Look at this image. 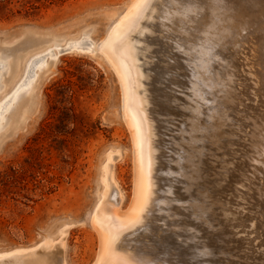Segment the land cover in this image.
Returning <instances> with one entry per match:
<instances>
[{"label": "rangeland", "instance_id": "rangeland-1", "mask_svg": "<svg viewBox=\"0 0 264 264\" xmlns=\"http://www.w3.org/2000/svg\"><path fill=\"white\" fill-rule=\"evenodd\" d=\"M134 1L136 0H0V107L2 106L0 119L4 115L0 121V262L3 261V264H14L17 260L22 264H31L35 261H40L39 264H63L62 262L95 264L101 246L95 222L100 219L101 223L106 225L107 219L101 217V212L105 206L114 209V206L109 204L110 199V201L119 200L121 203L118 204L125 209L134 197L135 153L131 131L124 117L122 86L117 71L103 54L105 43L107 45L115 32L113 30L126 17ZM214 1L217 2V0H191L189 5V0H157L160 3L156 5L154 3L155 11L152 14L149 11V16L142 24L143 32L142 29L140 31L142 34L136 33L132 40L139 54L138 65L141 64L139 67H142V72L144 76L146 75L143 77L142 87L146 93L144 90V93L142 90L141 92L149 101L148 109L154 119L159 149L156 176L158 198L146 214L145 225L140 230L130 232L129 236L123 237L134 245V249L129 252H135L137 256L134 255L135 253L133 255L144 262L152 260L156 263L164 261L170 264L196 262V264H264V166L260 165L264 162V156L260 153L261 145L255 144L264 137L262 136L264 135L262 133L264 132V67L261 51V44L264 43L261 39L264 22L258 20L254 29L248 33L245 27L241 29L239 34H236V36L243 34L237 37L240 40L235 36L232 43L226 35L216 47L211 46V42H216L219 38L210 36L207 37L210 43L207 40L203 41L206 36L202 35L201 30L204 25L208 27L213 20L211 12L215 6ZM229 1H224L226 2L224 4L232 6L233 10L241 6L239 8L241 12L248 11L250 8L245 7L251 3L264 4V0H255V3L254 0L252 2L248 0V5L246 2L245 5L240 4L243 0L234 1L238 4L232 0L228 4ZM253 4L251 5L254 6ZM242 7L244 10L241 9ZM227 10L226 8V12ZM236 11L229 13L235 15ZM226 30L221 34H229L230 28ZM219 37L222 38V35ZM80 41L84 45H79ZM199 42L206 43V46L211 44L208 45L209 50L215 51L209 53L218 56V62L226 61L225 59L226 62L230 61L226 63L227 65L223 61V65H220L221 61L218 64L225 67L226 72L234 71L233 82L234 80L235 82L229 83L236 100L234 104H230L232 107L228 106L229 115L223 114V116L225 109L214 102L217 96L224 95L221 90L224 89L223 85L227 83L228 76L226 72L222 73L223 67L217 66V61H213L211 56L208 62L212 64H207V72H203L206 74H203V79L207 78L213 82L208 80V84H205L206 80H203L201 72L199 73L201 68H196L203 67L204 64L200 63L204 61L208 63L206 56L198 59L199 61L202 59L199 64L196 60L201 51L199 46L202 43ZM221 43L222 45L219 46ZM179 46L184 48L178 50ZM254 46L256 48H253ZM222 47L224 48L220 49ZM195 49L199 53H196ZM144 60L146 61L143 62ZM41 63L43 65L38 69L37 66ZM216 73L222 78L226 75L225 81ZM33 77L35 78L28 84ZM159 79L164 80L163 85ZM217 79L218 82L221 79L220 82L223 83H215ZM216 84H218L217 88ZM22 87L25 89L23 90ZM199 89L203 90L202 95L196 92ZM161 91L166 96L160 97ZM201 97H207V102L201 100ZM161 99H164L163 103ZM191 99L197 103L199 101V104ZM172 100L179 102L176 104L177 107L171 102ZM170 103L174 104V107ZM180 103H183L185 108ZM9 105L11 106L7 110ZM189 107L193 109L191 112ZM194 108L199 110L202 116L196 115L198 112L197 110L195 112ZM185 109L189 111H184ZM5 110L7 112H4ZM169 115L172 120L169 119ZM212 115L223 116L220 122L222 124L225 122V125L222 127L220 118L214 119ZM196 116L199 120H195ZM190 117H194L195 121L191 119L190 123L188 121ZM227 117L229 120L226 122L224 120L228 119ZM257 120H259L257 124H261L259 127L255 123ZM165 123L166 126L169 123L168 126H176V128L167 126L165 130ZM180 124L183 126H179ZM201 124L207 126L204 128L200 126ZM194 125L199 131L202 129L201 133L208 131L207 133L210 134L200 135L199 131L192 129L191 126ZM217 129L222 136L220 141L213 143L208 139L209 143H207V137L211 139V133L217 132ZM179 130H184V133ZM257 131L262 137H259ZM192 136L202 139L206 137V141L203 140L204 143L199 138V142L202 143H197L198 141L194 143ZM169 137L174 139L171 140ZM181 140H185L183 145L179 143ZM201 144L202 146L206 144V147L202 149L204 152L198 153L197 149L201 148ZM256 147H259V152ZM175 149H178L175 151L178 156H174ZM205 152H208L207 156ZM189 154L197 155L198 162L202 160L200 166L203 167L202 170L205 169L203 174H197L195 170L197 168H193V164L190 163L192 160L188 159ZM259 155H262L261 159H258ZM172 158L174 160H171ZM169 161L173 162L169 164ZM176 161L178 165L179 162L183 164L185 162L186 173L183 172L185 179L175 175L177 172L183 175L179 166L174 165L177 164ZM165 170L170 173L168 171L166 173ZM192 173L193 177L196 173L204 178L196 176L194 180H188V176ZM171 177L173 182L170 181ZM112 178L118 185L114 188L115 192L109 195L114 190H110ZM170 184H173V193H170ZM257 187L259 188L256 189ZM257 190L261 193L259 194ZM121 194L124 196L123 202ZM157 200L171 201V205L164 206L166 209L164 214L159 213L157 206L163 207V205L158 204L161 202ZM211 204L212 211L207 212ZM202 216L206 220H202ZM207 222L211 223L208 225ZM119 243L122 245V241ZM120 245L118 248L126 251V248ZM108 252L105 258L106 264L120 256L110 249ZM112 253L117 257L110 256Z\"/></svg>", "mask_w": 264, "mask_h": 264}, {"label": "bare ground", "instance_id": "bare-ground-1", "mask_svg": "<svg viewBox=\"0 0 264 264\" xmlns=\"http://www.w3.org/2000/svg\"><path fill=\"white\" fill-rule=\"evenodd\" d=\"M186 1H188V0H186ZM203 1V0H202ZM210 1V0H209ZM222 1V2H221ZM224 1H227V0H224ZM223 0H220V1H218L217 0V2L215 3V1H214V4H215V6H214V8H213V12H211V18H213V20H212V22H210L211 24L207 27V26H203L202 27V30L201 31H203V33H202V35H205L206 36V38H205V40L204 39H202L203 41H208V38L210 37V36H213V38L215 37L216 39L217 38H219L218 39V41H214V42H211V46H215L216 47V44H218L219 42H221V40H223V38L227 35L228 37H226V38H229L230 40H231V42L235 39V36H236V34H239V32H240V30L241 29H243L244 27L247 29V33L248 32H251V30L252 29H254V27H255V23L258 21V20H261V21H263L264 22V4H259V2H257L258 4L256 5V1L254 0H251V2L253 1L254 3H255V5L253 4V3H251V4H253L254 6H252L251 4H249L248 2V0L246 1H242L240 4H244L245 5V2L247 3V5L249 4V6H247V7H245V8H247L248 9V7L250 8L248 11H244V12H241L240 11V7L241 6H239V8L237 7L238 5H234L235 7H237V9L236 10H238V12L236 11V10H233V9H231V7H229L230 5H225L224 3H226V2H224ZM229 1V0H228ZM233 2L235 1V2H237V0H232ZM239 1V0H238ZM262 1V0H261ZM165 2V1H164ZM172 2V1H171ZM189 2H190V4H189ZM189 2H188V4L189 5H191V0H189ZM198 2V1H197ZM200 2V1H199ZM230 2H231V0L229 1V3L228 4H230ZM232 2V3H233ZM234 2V3H235ZM154 3H155V5H156V3L157 4H159L158 2H157V0H136V1H134L132 4H131V6H130V8L128 9V12H127V15H126V17L120 22V24H118L116 27H115V29L113 30V31H115V32H113V35H112V37H111V39L109 40V42L107 43V45H106V43H105V46H104V53L103 54H105V56L107 57H105L106 59H108L109 60V62L111 63V65L115 68V70L117 71V73H118V76H119V79H120V83H121V86H122V93H123V98H124V117H125V120H126V122H127V124H128V127H129V129H130V131H131V135H132V139H133V144H134V153H135V165H136V172H135V192H134V197L131 199V201H130V204L125 208V209H123V207H122V205H119L121 202H119V200L117 201L116 199L113 201H110L111 199H110V197H108L110 200H109V204L113 207L114 206V209H111V208H109V206H105V208L103 209V211L101 212V217H103V218H105V219H107L106 220V225H104V224H102L101 223V221H100V219H99V217H98V219L99 220H97L98 222H95V229L97 230V232H98V234H99V236H100V240H101V246H100V252H99V257H98V260H97V262L95 263V264H106V262H105V258H106V254H107V252L109 251V249L110 250H112L114 253H116V254H119L118 256L119 257H117V256H115V254L114 253H112L110 256H114V257H117V258H115L112 262L110 261L108 264H158V263H160L159 261H158V263H156V262H154V261H152L151 260V262H148L147 260H146V262H148V263H146V262H144V261H142V259L141 258H139V259H141V260H139V259H137L134 255H136V253L134 254L133 252L132 253H130L129 252V250H132V249H134V245H132L131 243H130V241L129 240H125L124 238V236H126V235H128L130 232H133V231H137V230H140L141 228H142V226L143 225H145L144 224V222L146 221V214L147 213H149V211L152 209V203L153 202H155L156 201V199L158 198L157 197V194H156V188H157V183H156V176H157V167H158V162H157V159H158V157H157V154H158V152H159V149H158V145H157V140H156V137H157V135H156V129H155V126H154V119L152 118V114H151V112L149 111V109H148V106H149V101H148V99L146 98V96L145 95H143L142 94V92H143V90H142V87L144 86L143 85V77H146V75L144 76V74H143V72H142V67L140 68L139 67V65H141L140 63H139V65H138V57H137V55H139V54H137V52H136V46H135V44L134 43H132V40L134 39L133 37H134V35L136 34V33H139L140 31H141V29H142V24H143V22H145V20L147 19V17L149 16L148 15V13H149V11H150V13L152 14L154 11H155V9L156 8H154ZM166 3V2H165ZM168 3V2H167ZM233 3V4H234ZM263 3V2H262ZM173 4V3H172ZM176 4V3H175ZM184 4V3H183ZM193 4H195V3H193ZM213 4V5H214ZM235 4H238V3H235ZM163 5V4H162ZM169 5V4H168ZM197 5V4H196ZM251 5V6H250ZM167 6V5H166ZM193 6V5H192ZM165 7V6H164ZM168 7V6H167ZM173 7V6H172ZM172 7L170 8V9H172ZM176 7V6H175ZM194 7V6H193ZM198 7H199V5H198ZM201 7V6H200ZM212 7V6H211ZM205 8H207V7H205ZM219 8H220V10H219ZM226 8L228 9L227 11L228 12H226ZM191 9V8H190ZM194 9V8H193ZM193 9H192V11L191 12H193ZM204 9V8H203ZM241 9H243V7L241 8ZM247 9H245V10H247ZM175 10V9H174ZM199 10V9H198ZM244 10V9H243ZM187 11V10H186ZM189 11V10H188ZM196 11H197V8H196ZM207 11V10H206ZM210 11H211V9H210ZM232 11H236L237 13H235V15H230V13L232 12ZM190 12V11H189ZM200 12H203V11H200ZM207 12H209V11H207ZM230 12V13H229ZM167 13V12H166ZM194 13H196V12H194ZM194 13H192V14H194ZM165 14V13H164ZM171 14H173V13H171ZM210 14V13H209ZM156 15V14H155ZM185 15V14H184ZM200 16V15H199ZM228 16H230L229 18H228ZM151 17V16H150ZM154 17V16H153ZM165 16L163 15L162 16V18H164ZM190 17V16H189ZM197 19V18H196ZM233 19H235V20H233ZM153 20H155L154 18H153ZM169 20H171V19H169ZM150 21V20H149ZM152 21V20H151ZM202 21V20H201ZM208 21V20H207ZM237 21V22H236ZM148 22V21H147ZM156 22V21H155ZM159 22V21H158ZM173 22V21H172ZM181 22V21H180ZM184 22V21H183ZM193 22V21H192ZM209 22V21H208ZM174 23V22H173ZM207 23V22H206ZM206 23H204V24H206ZM176 24V23H175ZM183 24V23H182ZM161 25V24H160ZM159 25V26H160ZM168 25V24H167ZM174 25V24H173ZM178 25V24H177ZM188 25V24H187ZM257 25V24H256ZM165 26V25H164ZM189 26V25H188ZM227 26V27H226ZM169 28V27H168ZM201 28V27H200ZM228 28H230V31H229V34H221L223 31L225 32V30L226 29H228ZM257 29V28H256ZM259 30V29H258ZM196 31V30H195ZM256 31V30H255ZM142 32H143V29H142ZM142 32H140L141 34H142ZM151 32V31H150ZM186 32V31H185ZM238 32V33H237ZM226 33H228V30H226ZM253 33H254V31H253ZM146 35H148V33H145ZM173 34V33H172ZM180 34V33H179ZM111 35V34H110ZM145 35V36H146ZM167 35V34H166ZM170 35V34H169ZM222 35V38H220L219 36H221ZM144 36V37H145ZM148 36H151V35H148ZM191 36V35H190ZM198 36V35H197ZM204 36V37H205ZM238 36H240V35H237L236 36V38L238 37ZM241 36H243V34L241 35ZM240 36V37H241ZM109 37V36H108ZM138 37V36H137ZM203 37V36H202ZM208 37V38H207ZM231 37V38H230ZM252 37V36H251ZM142 38V37H141ZM187 38V37H186ZM109 38H107V40H108ZM190 39V38H189ZM229 39H226V40H229ZM237 39H239L240 40V38H237ZM243 39V38H242ZM261 39L263 40V42H264V28L262 29V33H261ZM176 40V39H175ZM174 40V41H175ZM179 40H183V39H179ZM197 40V39H196ZM238 40V41H239ZM244 40V39H243ZM177 41V40H176ZM246 41V40H245ZM80 42H81V44H80ZM79 42V45H82L83 43H82V41H80ZM107 42V41H106ZM209 42V41H208ZM207 42V43H208ZM209 42V43H210ZM231 42H230V44H231ZM234 42V41H233ZM232 42V43H233ZM236 42V41H235ZM259 42V41H258ZM257 42V43H258ZM262 42V43H263ZM75 43V42H74ZM78 43V42H77ZM195 43H197V42H195ZM199 43H202V42H199ZM261 43V42H260ZM73 44V43H72ZM206 43H202L201 44V46H199V48H200V56L199 57H197L196 58V60H197V62H198V64H199V62H201L202 61V59L199 61L198 59L201 57V56H206V59H208V58H210L211 56H212V60L213 61H217V58H218V56H216L215 54H212V55H210V51H211V53L212 52H214V51H212V50H209V46L207 45H205ZM252 44V43H251ZM84 45V44H83ZM222 45V43L219 45V46H221ZM233 45V44H232ZM237 45V44H236ZM236 45H235V47H236ZM239 45H241V44H239ZM218 46V45H217ZM225 46H226V44H225ZM230 46V45H229ZM234 46V45H233ZM232 46V47H233ZM252 46V45H251ZM81 47V46H80ZM234 47V48H235ZM248 47V46H247ZM174 48V47H173ZM183 49L182 47H178V50H180V49ZM218 48V47H217ZM224 47H222V48H220V49H223ZM253 48H256L255 46L253 47ZM76 49V48H75ZM149 49V48H148ZM211 49V48H210ZM214 49H216V48H214ZM228 49V48H227ZM151 50V49H150ZM185 50V49H184ZM196 50V49H195ZM217 50V49H216ZM219 50V49H218ZM141 51V50H140ZM152 51V50H151ZM150 51V52H151ZM154 51V50H153ZM183 51V50H182ZM220 51H222V50H220ZM228 51V50H227ZM237 51V50H236ZM261 51H262V63H263V67H264V43L263 44H261ZM172 52V51H171ZM185 52V51H184ZM183 52V53H184ZM193 52V51H192ZM196 53L198 52L197 50L195 51ZM233 52V51H232ZM144 53V52H143ZM146 53H148V52H145V54ZM152 53V52H151ZM174 53V52H173ZM177 53V52H176ZM182 53V54H183ZM199 53V52H198ZM203 53V54H202ZM218 53H220V52H218ZM142 54V53H141ZM180 54V53H179ZM221 55H222V53H220ZM219 54V55H220ZM225 54H227V53H225ZM224 54V55H225ZM188 55V54H187ZM187 55H185V56H187ZM196 55V54H195ZM198 55V54H197ZM218 55V54H217ZM238 55V54H237ZM141 56V55H140ZM145 56V55H144ZM142 57V56H141ZM172 57V56H171ZM221 57H223V56H221ZM146 58V57H145ZM144 58V59H145ZM187 58V57H186ZM205 58V57H204ZM233 58H234V56H233ZM248 58V57H247ZM221 59V58H220ZM232 59V58H231ZM231 59H229V60H231ZM40 60V59H39ZM43 60V59H42ZM154 60H156V59H154ZM172 60V59H171ZM188 60V59H187ZM186 60V61H187ZM205 60V59H204ZM226 61H227V59H225ZM146 60H144L143 62H145ZM185 61V62H186ZM207 62L209 61V59L208 60H206ZM212 61V62H213ZM221 61V60H220ZM219 61V62H220ZM223 62H225L224 64L225 65H227L226 63H228V62H230V61H228V62H226V61H224V60H222ZM222 61H221V64L220 65H223V63H222ZM246 61V60H245ZM41 62H44V61H41ZM142 62V63H143ZM219 62L217 61V66H219L218 64H219ZM248 62V61H247ZM211 63V62H210ZM209 62L208 63H206L205 61L203 62V63H200V64H204V65H202L203 67H199V66H197L196 68L197 69H199V68H201L200 69V71H199V73L201 72V77H202V79H203V76L204 75H206L205 73H203V72H207V64H210ZM245 63V62H244ZM187 64H189V63H187ZM205 64H206V66H205ZM212 64V63H211ZM33 65V64H32ZM43 64L41 63V64H39L38 66H37V68L39 69L41 66H42ZM147 65V64H146ZM194 65H195V63H194ZM35 66V65H34ZM145 66V65H144ZM149 66V65H148ZM213 66V65H212ZM212 66H210V67H212ZM228 66H230V65H228ZM32 67V66H31ZM146 67V66H145ZM192 67V66H191ZM194 67V66H193ZM216 67V66H215ZM214 67V68H215ZM219 67H221V66H219ZM223 67V66H222ZM221 67V68H222ZM253 67V66H252ZM217 68V67H216ZM221 68H220V70H221ZM231 69H232V67H230ZM230 68H228L229 70H230ZM31 69V68H30ZM143 69H144V67H143ZM188 69V68H187ZM208 69H209V67H208ZM223 69L224 70H222V71H224V72H222V73H224L225 74V72L227 71V69L225 70V67H223ZM239 69V68H238ZM196 70V69H195ZM210 70H211V68H210ZM197 71V70H196ZM158 72V71H157ZM193 72V71H192ZM210 72H212V70L210 71ZM209 72V73H210ZM219 73H221L220 71H218ZM237 72V71H236ZM215 73V72H214ZM219 73H216V75H219ZM233 73V74H232ZM240 73V72H239ZM29 74V73H28ZM35 74H36V72H35ZM197 74H198V72H197ZM197 74H196V76H197ZM204 74V75H203ZM223 74V75H224ZM226 74H227V76L226 75H224L223 76V78L219 75V78H221L223 81H225L224 80V78H226L227 77V79H228V81H227V83H224L225 85H223L224 86V89H225V91H223L224 89H223V87H222V89L223 90H221L222 92H223V96L221 97V96H217V98H215V100H214V102L215 103H217L216 105H219V107L221 108L222 107V109L224 108L225 110L223 111L222 109V111H223V113H222V115L224 114V115H229V112H228V109L230 108H228V106H231L232 104H234L235 102V95H233V94H235V93H233V89L232 88H230V83L231 82H233V76H234V71H232L231 72V70L230 71H228V72H226ZM247 74V73H246ZM161 74H159V76H160ZM185 75V74H184ZM262 75V74H261ZM193 76V75H192ZM195 76V77H196ZM198 76H199V74H198ZM197 76V77H198ZM212 76V75H211ZM214 76V75H213ZM35 77H36V75H35ZM35 77H33V78H31L30 80H29V82H28V84H30V82L35 78ZM163 77H165V76H163ZM191 77V76H190ZM195 77H193V78H195ZM206 77H208V76H206ZM251 77V76H250ZM249 77V78H250ZM185 78V77H184ZM199 78V77H198ZM198 78H196V80L198 79ZM205 78V77H204ZM209 78V77H208ZM210 78H213V77H210ZM217 78V77H216ZM238 78H240V77H238ZM162 79V78H161ZM182 79V78H181ZM221 79H220V81H221ZM236 79V78H235ZM242 79H244V78H242ZM27 80V79H26ZM148 80V79H147ZM147 80H145L146 82H148ZM160 80V79H159ZM175 80V79H174ZM194 80V79H193ZM203 80H206V81H204V82H207L208 80L209 81H212L213 82V80H210V79H208L207 80V78L206 79H203ZM245 80V79H244ZM160 81H162V80H160ZM164 81V80H163ZM160 82V83H162V85L164 84V82ZM215 81V80H214ZM219 81V82H220ZM191 82V81H190ZM201 82V81H200ZM203 82V81H202ZM218 82V79H217V82H215V83H219ZM230 82V83H229ZM234 82H235V80H234ZM233 82V83H234ZM25 83V82H24ZM168 83V82H167ZM182 83V82H181ZM220 83H223V82H220ZM28 84H27V86H28ZM189 84H192V83H189ZM205 84H208V82L207 83H205ZM214 84V83H213ZM221 86H222V84H220ZM232 85V84H231ZM261 85H262V83H261ZM192 86V85H191ZM216 86V88H217V86H218V84H216L215 85ZM215 86H213V87H215ZM238 86V85H237ZM25 87V86H24ZM24 87H22L23 88V90L25 89ZM172 87V86H171ZM170 87V88H171ZM198 87H204V86H198ZM208 87V86H207ZM232 87V86H231ZM233 87H235V86H233ZM161 88V87H160ZM160 88L158 89V90H160ZM183 89H184V87H182ZM192 89H193V87H191ZM246 88V87H245ZM194 89H196V88H194ZM213 89V88H212ZM219 89V88H218ZM22 90V91H23ZM141 90H142V92H141ZM189 90H191V89H189ZM206 90V89H205ZM210 90V89H209ZM260 90V89H259ZM183 91V90H182ZM194 91V90H193ZM213 91H215V90H213ZM144 92L146 93V91L144 90ZM143 92V93H144ZM165 91L163 90V93H164ZM180 92V91H179ZM185 92V91H184ZM196 92L197 93H201V95L204 93L203 92V90H201V89H199V90H196ZM205 92H207V91H205ZM216 92V91H215ZM160 93V92H159ZM161 93H162V91H161ZM163 93L162 94H160V97H161V95H163ZM195 93V92H194ZM194 93H193V95L192 96H194ZM214 93V92H213ZM220 93V92H219ZM165 94V93H164ZM180 94V93H179ZM182 94V93H181ZM218 94V93H217ZM237 94V93H236ZM182 95H184V94H182ZM187 95V94H186ZM189 95V94H188ZM211 95H213V94H211ZM219 95V94H218ZM163 96H166V95H163ZM190 96V95H189ZM192 96H191V98H192ZM198 96V95H197ZM205 96V95H204ZM214 96V95H213ZM239 96V95H238ZM15 97V96H14ZM13 97V99H16L17 97H18V95H16V98H14ZM159 97V96H158ZM158 97H157V100H158ZM160 97H159V99H160ZM252 98H253V96H251ZM172 98V97H171ZM186 99H188V97L186 98ZM206 99H207V97H205V98H203V97H201V100H203V101H206ZM209 99H212V98H210L209 97ZM249 99V98H248ZM256 99V98H255ZM263 99V98H262ZM157 100H155V101H157ZM173 100H174V98H173ZM171 101L172 103H175V106H176V104H179V102H174V101ZM178 100V99H177ZM176 100V101H177ZM190 100V99H189ZM192 100V99H191ZM264 100V99H263ZM15 101V100H14ZM162 101H164V99H161V102ZM179 101H180V99H179ZM193 101V100H192ZM211 101H213V100H211ZM256 101H258V100H256ZM158 102H160V101H158ZM160 102V103H161ZM189 102V101H188ZM191 102V101H190ZM194 102V101H193ZM196 102V101H195ZM194 102V103H195ZM207 102V101H206ZM163 103V102H162ZM165 103V102H164ZM197 103V102H196ZM202 103V102H201ZM201 103H200V105H201ZM219 103V104H218ZM256 103V102H255ZM171 104V103H170ZM180 104H182V107H184L185 105L183 104V103H180ZM197 104H199V101H198V103ZM202 104H205V103H202ZM207 104V103H206ZM231 104V105H230ZM253 105H255L254 103H252ZM251 104V105H252ZM172 105V107H174L173 105L174 104H171ZM184 105V106H183ZM200 105H198V106H200ZM208 105V104H207ZM216 105H214V106H216ZM11 105H9V106H7V110L9 109V107H10ZM213 106V107H214ZM236 106V105H235ZM171 107V106H170ZM177 107V106H176ZM191 107H192V105H191ZM196 107V106H195ZM203 107H205L206 108V106H203ZM232 107V106H231ZM1 108H2V106L0 107V113H1ZM4 108V107H3ZM179 108V107H178ZM181 108V107H180ZM185 108V107H184ZM190 108V107H189ZM199 108V107H198ZM204 108V110H206ZM208 108V107H207ZM219 108V109H220ZM239 108V107H238ZM243 108V107H242ZM5 109V108H4ZM3 109V110H4ZM183 109V108H182ZM191 109L192 108H190V111L188 110V109H185L184 111H189V112H191ZM195 109V112H196V108H194ZM199 109H201V108H199ZM211 109H212V107H211ZM213 109H215V108H213ZM7 110H5L4 112H7ZM168 110H171V109H168ZM193 110V109H192ZM249 111H251V109H248ZM201 111V110H200ZM216 111H219L220 112V110H216ZM216 111H215V113H216ZM221 111V112H222ZM183 112V111H182ZM194 112V111H193ZM192 112V113H193ZM197 114L196 115H200V116H202L200 113H199V110H197ZM208 112V111H207ZM211 112H212V110H211ZM220 112V113H221ZM231 112V111H230ZM256 112V111H255ZM188 113V112H187ZM206 113V112H205ZM205 113H202L203 115H207V114H205ZM209 113V112H208ZM215 113H213L214 115H215ZM240 113V112H239ZM248 113V112H247ZM251 113V112H250ZM261 112H259V114H260ZM6 114V113H5ZM170 114V113H169ZM216 114H218V113H216ZM232 114V113H231ZM244 114V113H243ZM254 115L256 114V113H253ZM259 114H257V116L259 115ZM3 115V114H2ZM214 115H212L213 117L212 118H214V119H218V118H220V120H219V122L220 121H222L221 119L223 118V116H221L220 115V117H218V115H216V116H214ZM252 115V114H251ZM159 116V115H158ZM184 116V115H183ZM198 116H196V119L195 120H199V117ZM238 116V115H237ZM241 116V115H240ZM247 116H249V115H247ZM261 116H262V114H261ZM168 117V116H167ZM172 117V116H171ZM185 117V116H184ZM198 117V118H197ZM207 117V116H206ZM252 117V116H251ZM4 118V115H3V117H1V119H0V121H2V119ZM163 118V117H162ZM161 118V119H162ZM208 118V117H207ZM228 118V117H227ZM232 118H233V116H232ZM165 119V118H164ZM169 119H170V115H169ZM173 118H171L170 120H172ZM185 119V118H184ZM184 119H182V120H184ZM190 120H188L190 123H191V119L193 120V121H195L194 120V117H190L189 118ZM211 119V118H210ZM210 119H208L209 121H210ZM247 119H248V117H247ZM253 119V118H252ZM258 119V118H257ZM178 120V119H177ZM229 120V118L228 119H225L224 121H228ZM235 120H237V119H235ZM246 120V119H245ZM244 120V121H245ZM260 120V119H259ZM259 120H257L255 123L257 124V122H259ZM169 121V120H168ZM192 121V122H193ZM232 121V120H231ZM230 121V122H231ZM254 121V120H253ZM252 121V122H253ZM171 122V121H170ZM172 122H174V121H172ZM205 122V121H204ZM207 122V121H206ZM219 122H217V123H219ZM261 122H263V121H261ZM260 122V123H261ZM198 123V122H197ZM221 123V122H220ZM245 123V122H244ZM247 124H248V122H246ZM164 124V123H163ZM169 124V123H168ZM168 124H167V126H168ZM175 124V123H174ZM185 124V123H184ZM208 124V123H207ZM222 124V123H221ZM264 124V123H263ZM223 125H225V122H224V124H222V127H223ZM227 125H228V123H227ZM226 125V126H227ZM255 125V124H254ZM253 125V126H254ZM258 125V127L261 125H259V124H257ZM165 130H166V123H165ZM179 126H183V124L181 125H179ZM200 126H202V127H204V126H207V125H200ZM216 125H214V127H215ZM245 126H248V125H245ZM264 126V125H263ZM263 126H261V131H263L262 130V127ZM168 127H170V126H168ZM192 127V129H194V131H199V128L198 129H196L195 127V125L194 126H191ZM213 127V126H212ZM212 127H210V128H212ZM225 127V126H224ZM256 127V126H255ZM255 127H253V128H255ZM170 128H176V126L175 127H170ZM205 128V127H204ZM207 128V127H206ZM210 128H208V129H210ZM216 128V127H215ZM219 128V127H218ZM229 128V127H228ZM235 128V127H234ZM250 128V127H249ZM248 128V129H249ZM214 129V128H213ZM220 129V128H219ZM252 129V128H251ZM256 129V128H255ZM168 130H170V129H168ZM201 131H202V129H200ZM224 130V129H223ZM227 130H229V129H227ZM253 130V129H252ZM171 131V130H170ZM175 131V130H174ZM179 131H182V130H179ZM193 131V130H192ZM191 131V132H192ZM201 131H199L200 132V135H203V134H210V133H207L208 131L205 129V131H207L206 133H204V132H202L201 133ZM214 131H216V129L214 130ZM255 131V130H254ZM260 131V130H259ZM259 131H257V133L259 134ZM165 132H167V131H165ZM172 132H173V129H172ZM183 133H184V130L182 131ZM190 132V133H191ZM198 132V133H199ZM211 132V131H210ZM239 132V131H238ZM245 132H246V130H245ZM244 132V133H245ZM256 132V131H255ZM167 133H170V132H167ZM167 133H164V134H166V135H168ZM263 134H264V132H262ZM192 134H193V132H192ZM191 134V135H192ZM251 134V133H250ZM175 135V134H174ZM181 135V134H180ZM189 135V134H188ZM172 136V135H171ZM194 136V135H193ZM193 136H192V138L191 139H193V141H194V143L195 142H197V143H202L201 141L199 142V140L200 139H202V138H200V137H194L193 138ZM244 136V135H243ZM251 136V135H250ZM249 136V137H250ZM262 136H264V135H262ZM260 134H259V137H262ZM179 137V136H178ZM181 138H182V135L180 136ZM183 137H185V136H183ZM206 137H207V135H206ZM206 137L204 138L203 137V139H202V141L203 140H205L206 139ZM247 137V136H246ZM258 136H256V138H259ZM170 138V137H169ZM200 138V139H199ZM222 138V136L218 133V129H217V132H213V134L211 133V139H210V137H207V139L206 140H211L213 143H215L217 140H219L220 141V139ZM238 138V137H237ZM236 138V139H237ZM248 138V137H247ZM171 140L172 139H174V138H170ZM183 139V138H182ZM225 139V138H224ZM177 140H179V139H177ZM187 140H190L189 138H187ZM205 140V141H206ZM209 140H208V142L207 143H209ZM246 140V139H245ZM182 141H183V143H182ZM185 140H181V142H179V143H181L182 145L185 143L184 142ZM192 141V140H191ZM223 140H221V142H222ZM243 141V140H242ZM249 141V140H248ZM170 142H172V141H170ZM204 142V141H203ZM260 142H264V137H262V140L261 139H259V141H257V142H255V144H257L256 146H259V145H261V154L264 156V143L263 144H261ZM167 143V142H166ZM173 143H174V141H173ZM172 143V144H173ZM205 143V142H204ZM222 143H224V142H222ZM246 143V142H245ZM174 144H176L177 145V143H174ZM212 144V143H211ZM167 145V144H166ZM169 145V144H168ZM181 145V146H182ZM192 145V144H191ZM208 145V144H207ZM177 146H180V145H177ZM177 146H174V148L175 147H177ZM185 146V145H184ZM204 146L206 147V144H204ZM204 146H202V144H201V148L200 149H197L198 150V153H200V152H204V151H202V149L204 150ZM214 146V145H213ZM251 146V145H250ZM249 146V147H250ZM200 146H198V148H199ZM203 147V148H202ZM208 147V146H207ZM160 148V147H159ZM178 148V147H177ZM184 149H185V147H183ZM213 148V147H212ZM223 148V147H222ZM216 149V148H215ZM214 149V150H215ZM255 149H257V151L259 150V147L257 148H255ZM178 150V149H177ZM176 149L174 150V152L175 151H177ZM182 150V149H181ZM207 150H209V149H207ZM219 150V149H218ZM183 151V150H182ZM187 151V150H186ZM186 151H184V152H186ZM206 151V150H205ZM217 151V150H216ZM243 151V150H242ZM173 152V153H174ZM208 152H210L211 153V151H208ZM208 152H205L206 153V156H207V153ZM259 152V151H258ZM170 153H172L171 151H170ZM189 153H191V152H189ZM215 153V152H214ZM213 153V154H214ZM257 153V152H256ZM160 154V153H159ZM187 154V153H186ZM185 154V155H186ZM204 154V153H203ZM202 154V155H203ZM170 155V154H169ZM175 155H177L176 154V152L174 153V156ZM180 155V154H179ZM183 155H184V153H183ZM194 155H196V154H194ZM238 155V154H237ZM241 155V154H240ZM262 155H259L258 156V159L262 156ZM178 156V155H177ZM180 156H182V155H180ZM249 156V155H248ZM160 157V156H159ZM188 159H190V160H192L190 163H191V165L193 164V168H197V169H195L196 170V172H197V174H203V171L205 170V169H201V168H203L202 166H200V164H202V160L200 161V162H198V160H196V157H197V155L196 156H192V154H189L188 155ZM202 157V156H201ZM251 157V156H250ZM182 158V157H181ZM198 158H200L199 156H198ZM212 158V157H211ZM210 158V159H211ZM238 158V157H237ZM264 158V157H263ZM185 159V158H184ZM187 159V160H188ZM200 159H202V158H200ZM261 159V158H260ZM114 160V159H113ZM171 160H174L173 158L171 159ZM179 160V159H178ZM182 160V159H181ZM189 160V161H190ZM252 160H255V159H252ZM164 161V160H163ZM166 161V160H165ZM222 161V160H221ZM256 161V160H255ZM171 162H173V161H169V164L171 163ZM175 162V161H174ZM177 162V161H176ZM181 162H183V161H181ZM254 162V161H253ZM204 163V162H203ZM258 162H256V164H257ZM261 163H263L264 164V162H261ZM260 163V165L261 166H264V165H262ZM206 164V163H205ZM226 164V163H225ZM255 163L253 164L254 165V167H256L255 165H256ZM259 164V163H258ZM174 165H177V166H179V170H181L182 172V174H183V172H185V170H186V168H185V162H184V164L183 163H180L179 162V165H178V162H177V164H174ZM171 166V165H170ZM206 166V165H205ZM217 166V165H216ZM229 166V165H228ZM231 167V166H230ZM258 167H260L259 165H258ZM189 168V167H188ZM262 168V167H261ZM172 169V168H171ZM227 169V168H226ZM169 170V169H168ZM168 170H165V172L166 171H168ZM175 170V169H174ZM193 170V169H192ZM195 170H193V172H195ZM218 170V169H217ZM252 170V169H251ZM264 170V169H263ZM173 171V170H172ZM176 171V170H175ZM169 172V171H168ZM188 172V171H187ZM192 172V171H191ZM228 172V171H227ZM226 172V173H227ZM258 172V171H257ZM264 172V171H263ZM167 173V172H166ZM165 173V174H166ZM170 173V172H169ZM186 173V172H185ZM185 173L183 174V175H181L179 172H177L176 174L175 173H172V174H175V175H178V177H182V178H184L185 179ZM225 173V172H224ZM229 173V172H228ZM261 173V172H260ZM160 174V173H159ZM187 174H190V173H187ZM207 174V173H206ZM168 175V174H167ZM205 175V174H204ZM203 175V176H204ZM263 175V174H262ZM159 176V175H158ZM161 176V175H160ZM163 176V175H162ZM196 176H198V177H200L199 175H196V173H195V176L194 177H196ZM264 176V175H263ZM112 177V176H111ZM193 177V173H192V175H189L188 176V180H194L195 178ZM197 177V178H198ZM162 178V177H161ZM172 178V177H171ZM176 178H177V176H176ZM190 178V179H189ZM200 178H204V177H200ZM255 178V177H254ZM167 180V179H166ZM170 180V179H169ZM173 180V178L170 180V181H172ZM175 180V179H174ZM180 180H182L181 178H180ZM186 180H187V178H186ZM197 180V179H196ZM198 180H200V179H198ZM165 181V180H164ZM169 181V182H170ZM183 181V180H182ZM112 182V183H111ZM158 182V181H157ZM173 182V181H172ZM166 183H168V182H166ZM165 183V184H166ZM171 183V182H170ZM194 183V182H193ZM259 183V182H258ZM164 184V185H165ZM117 185L118 184H115L114 183V180H113V178L111 179V181H110V190H113L115 187H117ZM255 185V184H254ZM167 187H169L168 185H166ZM188 186V185H187ZM253 186V185H252ZM261 186V185H260ZM248 187V186H247ZM173 184H170V187H169V189L171 190L170 191V193H173L172 191H173ZM176 188V187H175ZM238 188V187H237ZM259 187H257L256 189H258ZM236 189V188H235ZM255 189V188H254ZM115 190L116 189H114L113 191H111V194H109V195H112V192L114 193L115 192ZM245 190V189H244ZM243 190V191H244ZM167 191V190H166ZM236 192L238 191V190H235ZM258 191V193L260 194L261 192H259V190H257ZM165 192V191H164ZM157 193H159V192H157ZM163 193V192H162ZM238 193H239V191H238ZM237 193V194H238ZM164 194V193H163ZM242 194V193H241ZM240 194V195H241ZM264 194V193H263ZM120 195V194H119ZM167 195H168V193H167ZM170 196V195H169ZM242 196V195H241ZM264 196V195H263ZM111 197H113V196H111ZM173 197V196H172ZM261 197H262V195H261ZM120 198V197H119ZM118 198V199H119ZM163 198V197H162ZM167 198V197H166ZM170 198H171V196H170ZM170 198H168V199H170ZM242 198V197H241ZM240 198V199H241ZM259 199V198H258ZM123 200H124V196H123V194H121V201L123 202ZM171 200V199H170ZM170 200H168V201H166V202H163V201H161V200H157V201H160L161 203H159L158 202V204H160V205H163V207L164 206H166L167 204L169 205H171V201ZM175 200V199H174ZM179 200H181V199H179ZM183 200V199H182ZM181 200V201H182ZM236 200V199H235ZM260 200V199H259ZM116 201H117V204H116ZM207 201V200H206ZM216 201V200H215ZM214 201V202H215ZM253 201V200H252ZM106 202H107V200H106ZM118 202H119V204H118ZM184 202H185V200H184ZM213 202V201H212ZM246 202V201H245ZM255 202V201H254ZM262 202V201H261ZM219 203V202H218ZM154 204V203H153ZM183 205H185L184 203H182ZM191 204V203H190ZM189 204V205H190ZM228 204V203H227ZM180 205V204H179ZM182 205V206H183ZM189 205L187 206V207H189ZM192 205V204H191ZM215 204L213 203V206H214ZM155 206H156V204H155ZM186 206V205H185ZM162 206H160L159 207V205L157 206V208H159V213L161 214V212H163L162 214H164L165 213V211H166V209H165V207L163 208ZM205 207V206H204ZM103 208V207H102ZM101 208V209H102ZM182 208V207H181ZM206 208V207H205ZM204 208V209H205ZM211 208H212V204L208 207V210H207V212H209V210H211ZM248 208V207H247ZM182 209H185V208H182ZM192 209V208H191ZM193 209H196V208H193ZM197 209H198V207H197ZM196 209V210H197ZM203 209V210H204ZM149 210V211H148ZM195 210V211H196ZM205 212H206V210H204ZM212 211V210H211ZM210 211V212H211ZM167 212H168V210H167ZM194 213V212H193ZM246 213V212H245ZM168 214V213H167ZM166 214V215H167ZM226 216V215H225ZM229 216H232V215H229ZM149 217V216H148ZM178 217V216H177ZM203 217V216H202ZM97 218V217H96ZM206 218V217H205ZM229 218V217H228ZM204 219V217L202 218V220ZM96 220V219H95ZM204 220H206V219H204ZM208 220V219H207ZM209 221V220H208ZM163 222H164V220H163ZM161 223V222H160ZM208 223V222H207ZM211 222H209L208 223V225L210 224ZM220 223V222H219ZM163 224V223H162ZM177 224V223H176ZM147 225V224H146ZM220 225V224H219ZM180 225H178V227H179ZM211 226V225H210ZM264 226V225H263ZM176 227V226H175ZM222 227V226H221ZM212 228H214V227H212ZM216 228V227H215ZM219 228V227H218ZM165 229V228H164ZM178 229V228H177ZM143 230V229H142ZM167 230V229H166ZM230 230V229H229ZM183 231V230H182ZM195 231H196V229H195ZM216 231V230H215ZM138 232H140V231H138ZM137 232V233H138ZM143 232V231H142ZM146 232V231H145ZM193 232V231H192ZM223 232V231H222ZM136 233V234H137ZM148 233V232H147ZM179 233V232H178ZM140 234V233H139ZM195 234V233H194ZM219 234V233H218ZM221 234V233H220ZM180 235V234H179ZM179 235L177 236V237H179ZM230 235V234H229ZM129 236V235H128ZM128 236H127V238H128ZM133 236V235H132ZM172 236V235H171ZM230 236H232V235H230ZM124 237V238H123ZM222 237H226V236H222ZM230 238V237H229ZM122 239H124V240H122ZM178 239H180V238H178ZM181 239H182V237H181ZM190 240V239H189ZM219 240V239H218ZM220 240H222V239H220ZM119 241H122V245H120L121 243H119ZM132 241V240H131ZM180 241V240H179ZM134 242V241H133ZM143 242V241H142ZM186 242V241H185ZM223 242V241H222ZM118 243H119V245H120V247L122 246V247H124V248H126V251H125V249H123L124 251H121L122 249H119L118 248ZM220 243H221V241H220ZM173 244V243H172ZM140 246H141V244H139ZM138 245V246H139ZM60 246V245H59ZM169 246H171V245H169ZM162 247V246H161ZM166 247V246H165ZM204 247V246H203ZM128 249V250H127ZM138 249V248H137ZM137 249H136V251H137ZM186 249V248H185ZM27 251V250H26ZM140 252H142V251H140ZM12 253H14V252H12ZM23 253V252H22ZM109 253V252H108ZM144 253V252H143ZM154 253V252H153ZM201 253V252H200ZM231 253V252H230ZM18 254V253H17ZM31 254V253H30ZM134 254V255H133ZM226 254V253H225ZM233 254V253H232ZM35 255V254H34ZM147 255V254H146ZM201 255V254H200ZM109 256V257H110ZM137 256V255H136ZM142 256V255H141ZM157 256H159V255H157ZM17 257V256H16ZM111 257V258H112ZM142 257H145L144 255L142 256ZM149 257V256H148ZM148 257H146L147 259H148ZM178 257V256H177ZM8 258H10V257H8ZM44 258H46V257H44ZM113 259V258H112ZM152 259V258H151ZM207 259V258H206ZM8 260H10L11 261V258L10 259H8ZM14 260H16V259H14ZM40 260H43V259H40ZM53 261H55L54 259H52ZM144 260V259H143ZM160 260V259H159ZM163 260V259H162ZM165 260V259H164ZM184 260V259H183ZM213 260V259H212ZM4 261H6V260H4ZM61 261H63V260H61ZM150 261V260H149ZM156 261V260H155ZM209 261V260H208ZM2 262V264L4 263L3 261H1ZM1 262H0V264H1ZM16 264H22L21 263V261H20V263H18V260H17V262L16 261H14ZM6 263V262H5ZM14 263V264H15ZM24 263V262H23ZM40 263V261H35V263H31V264H39ZM63 264H64V262H62ZM191 263V262H190ZM197 263V262H196ZM195 263V264H196ZM201 263V262H200ZM9 264H11V263H9ZM30 264V263H29ZM160 264H170V263H168V262H164L163 261V263H160Z\"/></svg>", "mask_w": 264, "mask_h": 264}]
</instances>
